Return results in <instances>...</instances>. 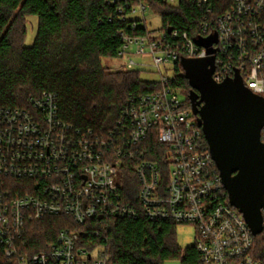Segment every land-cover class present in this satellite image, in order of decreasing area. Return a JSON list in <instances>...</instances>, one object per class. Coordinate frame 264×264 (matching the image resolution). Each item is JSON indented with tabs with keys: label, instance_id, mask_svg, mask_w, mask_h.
Here are the masks:
<instances>
[{
	"label": "built area",
	"instance_id": "built-area-1",
	"mask_svg": "<svg viewBox=\"0 0 264 264\" xmlns=\"http://www.w3.org/2000/svg\"><path fill=\"white\" fill-rule=\"evenodd\" d=\"M149 1L117 6L121 20L145 27L142 34L121 33L116 59L124 70L142 66L135 58L149 59L161 74V67L182 59L212 56L215 83L238 73L246 88L264 98V0H196L200 23L192 35L165 29L161 21L158 30H149L147 12L161 20ZM152 1L174 7L182 0ZM213 37L209 47L203 45ZM168 81L162 76L158 90L127 98L113 130L103 135L63 121L51 92L29 97L26 108L0 107L3 260L109 264L103 246L107 221L144 216L192 225L200 264H264L254 255L255 236L229 202L189 100H181L182 90ZM154 145L162 149V164L145 158L157 156ZM128 173L138 187L132 204L120 192ZM47 218H62V227L38 246L30 241V224Z\"/></svg>",
	"mask_w": 264,
	"mask_h": 264
},
{
	"label": "trees",
	"instance_id": "trees-1",
	"mask_svg": "<svg viewBox=\"0 0 264 264\" xmlns=\"http://www.w3.org/2000/svg\"><path fill=\"white\" fill-rule=\"evenodd\" d=\"M117 2L0 0V107L26 108L29 97L51 92L63 121L103 135L113 130L127 98L158 90V82L142 81L136 69L107 72L102 65L104 59H116L121 33L145 31L138 20H121L117 6L124 7L125 0ZM149 2L165 29L192 35L200 23L196 0H182L174 7ZM30 16L37 18V30L33 45L25 47L24 21ZM171 71L168 86L181 89L188 100L190 87L179 63ZM186 104L190 106L188 101ZM154 149L157 156L147 153L145 158L162 164L158 156L161 147L154 145ZM120 189L126 202L136 200L138 187L133 175L123 180ZM61 220L47 218L30 224V241L38 246L52 241ZM107 226L103 246L109 264H164L180 258L182 264H200L195 245L181 252L173 223L139 216L110 219ZM254 244L255 257L264 259V231L254 237ZM0 264L8 263L0 257Z\"/></svg>",
	"mask_w": 264,
	"mask_h": 264
},
{
	"label": "water",
	"instance_id": "water-1",
	"mask_svg": "<svg viewBox=\"0 0 264 264\" xmlns=\"http://www.w3.org/2000/svg\"><path fill=\"white\" fill-rule=\"evenodd\" d=\"M213 40L214 37L203 45L209 47ZM179 65L190 87L192 113L229 202L242 214L252 235L258 236L264 231V98L246 88L238 73L233 79L215 83L212 56L182 59Z\"/></svg>",
	"mask_w": 264,
	"mask_h": 264
},
{
	"label": "rangeland",
	"instance_id": "rangeland-1",
	"mask_svg": "<svg viewBox=\"0 0 264 264\" xmlns=\"http://www.w3.org/2000/svg\"><path fill=\"white\" fill-rule=\"evenodd\" d=\"M147 18V28L149 30L156 31L160 28V20L157 16H153L149 12L146 13ZM151 19V20H150ZM26 25V34L24 39V46L31 47L33 45V41L36 35L37 30V18L34 16L27 17L24 21ZM136 64L142 65L136 67V70L140 71V79L145 82H160L162 76H166L168 78L172 77V66H166L160 68V73L156 68L152 67V64L149 59L145 58H135ZM123 61H119L118 59H104L102 60V65L105 67L107 72H115L123 69ZM182 71V69H181ZM183 75V71L181 72ZM181 100L186 99V94L182 91L179 94ZM62 227V221L59 222ZM174 237L176 239V244L181 249V252L194 245L196 240L195 228L192 225L186 224H178L174 228ZM180 259H172L166 261L164 264H182Z\"/></svg>",
	"mask_w": 264,
	"mask_h": 264
}]
</instances>
